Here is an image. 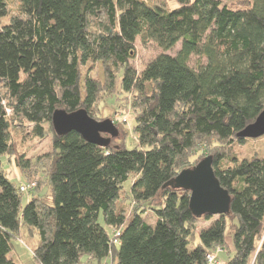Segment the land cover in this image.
<instances>
[{
    "label": "trees",
    "instance_id": "16d2710c",
    "mask_svg": "<svg viewBox=\"0 0 264 264\" xmlns=\"http://www.w3.org/2000/svg\"><path fill=\"white\" fill-rule=\"evenodd\" d=\"M17 1L14 11L13 0H0V191H10L0 192V264H19L10 254L13 239L24 242L23 228L31 236L37 230L40 264H208L218 248L229 252L224 264H264V157L218 150L244 142L238 133L264 110V0H177L176 8L148 0ZM138 37L164 50L181 47L138 71L131 63ZM95 62L105 83L90 65L83 73ZM116 85L133 95L135 146L117 141L125 124L111 118L119 134L105 135L103 146L55 131L56 109L84 108L94 117L101 93ZM23 123L39 138L51 132V149L38 159L18 153L10 130ZM5 156L24 185L33 164L43 163L48 196L35 194L37 181L23 206ZM209 157L231 204L197 232L215 215L194 213L177 177ZM131 175L126 214L118 202Z\"/></svg>",
    "mask_w": 264,
    "mask_h": 264
},
{
    "label": "rangeland",
    "instance_id": "374dc122",
    "mask_svg": "<svg viewBox=\"0 0 264 264\" xmlns=\"http://www.w3.org/2000/svg\"><path fill=\"white\" fill-rule=\"evenodd\" d=\"M149 2L153 4H160L167 8H176L179 6V2L177 0H148ZM230 3V2H228ZM18 1L13 0L11 7L14 11H16V8L18 7ZM236 6L235 4H232ZM100 20L104 19V16H100ZM181 47V43H177V45L170 49V50H164L162 49L156 42L150 41L148 43H143L141 38L138 37L135 44V56L131 59L132 65L138 70L141 71L148 62H150L152 59H154L157 55H159L162 52H167L170 54H175ZM200 61V57L193 55L191 58L190 64L194 67H196L197 63ZM202 61H205L204 58H202ZM91 66L90 74L93 76L98 77V79L105 83V75L104 70L101 64L94 63V64H87L86 66L82 67L83 73L88 72V67ZM119 80V78H118ZM117 86V85H116ZM112 91H104L101 93L100 101L96 104L94 107V117L97 120H104L106 118H111L113 121L115 120L116 123L118 121V124L122 126L119 127L120 134L117 138V141H126V144L128 147H133L137 143V137L133 133V125H134V109L131 104L133 95L131 93H125L121 90L120 86H117ZM33 124L31 123H23L21 125H13L11 127V134L13 137V140L15 139L16 148L18 150L19 154H22L25 156V158H35L38 159L40 155H43L44 153L50 151L51 149V132L46 135L44 138H39L34 136L32 131ZM116 140V139H115ZM217 150L216 147L211 146L210 152L213 153V151ZM218 150H233L235 154L238 155L239 158L243 159L245 157H252L253 155L258 154L261 157H264V135L259 136L257 138H246L244 142L238 143L231 146L226 145L225 148H219ZM4 160H6L7 164V171L9 172V176L13 179V182L16 186H19L22 184V182L26 181L19 170L14 166L12 162L8 160V157H2ZM38 163V164H37ZM37 163L33 164L29 176V180H33L34 182L38 181V188L36 191V195L42 194L45 197L48 196L50 192V188L48 183L46 182L45 178V170L43 169V163L37 161ZM37 168V169H36ZM33 181L29 182L32 183ZM132 175L129 177V179L124 182L123 189L121 191V202L119 201L118 204H123L126 209V214H128L131 206V186H132ZM2 195L9 196L10 191L3 189L0 191ZM22 192V191H21ZM33 193L30 191L22 192V205L24 206L31 198ZM219 216L215 215L212 217L211 220L208 221H202L199 223L197 232H199L202 227L208 225L211 221L217 219ZM145 218L149 222H154L155 217L151 212H148L145 214ZM100 222L107 226L103 217V214L101 213L100 216ZM109 233H112V229L109 227H106ZM22 235L24 242L21 241V239H13V249L11 251L10 256L19 264H40L35 258L33 249L35 245L37 244L39 240V235L37 233V230L34 229V235L31 236L27 228L22 229ZM230 240V238H229ZM232 247V246H231ZM216 257H218L219 263L224 264L229 257L228 250H220L218 248L215 252H212ZM231 253H234L233 247L231 248ZM82 261H86V257L82 258Z\"/></svg>",
    "mask_w": 264,
    "mask_h": 264
},
{
    "label": "water",
    "instance_id": "95a60500",
    "mask_svg": "<svg viewBox=\"0 0 264 264\" xmlns=\"http://www.w3.org/2000/svg\"><path fill=\"white\" fill-rule=\"evenodd\" d=\"M52 123L59 135L71 131L79 132L89 142L107 145L110 138L105 135L117 136L119 131L111 119L97 120L86 109L73 112L58 108L52 116ZM264 135V110L255 121L238 133L239 137L257 138ZM177 182L191 191L190 205L194 213L220 215L229 212L231 195L217 178L212 161L203 159L192 168L181 171Z\"/></svg>",
    "mask_w": 264,
    "mask_h": 264
},
{
    "label": "built area",
    "instance_id": "2783aa9c",
    "mask_svg": "<svg viewBox=\"0 0 264 264\" xmlns=\"http://www.w3.org/2000/svg\"><path fill=\"white\" fill-rule=\"evenodd\" d=\"M35 185H36V182H34V181L32 183H29V184H26V185L21 184L20 185V190L22 192H24L27 189L33 188ZM207 258H208V264H220L218 258L213 253H209L207 255ZM103 264H108V263L107 262H104Z\"/></svg>",
    "mask_w": 264,
    "mask_h": 264
}]
</instances>
